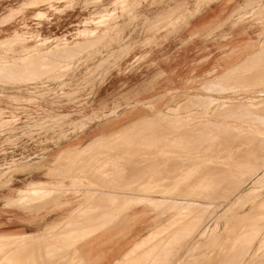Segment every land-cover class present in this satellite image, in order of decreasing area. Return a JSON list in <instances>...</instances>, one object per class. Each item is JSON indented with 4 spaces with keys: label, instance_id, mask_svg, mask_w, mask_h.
<instances>
[{
    "label": "rangeland",
    "instance_id": "374dc122",
    "mask_svg": "<svg viewBox=\"0 0 264 264\" xmlns=\"http://www.w3.org/2000/svg\"><path fill=\"white\" fill-rule=\"evenodd\" d=\"M90 1L94 0H0V41L14 31L39 32L43 37L26 43L27 50L19 41L0 46V182L42 163L64 141L77 142L88 129L109 125L133 102L119 100L118 90L127 84L119 85L112 96L109 81L135 74L142 78L152 71V78L143 79H149V91H166L168 98L151 106L146 99L137 100L153 115L127 126L114 120V128H123L111 133L116 137L112 140L173 142L168 147L100 148L99 137L89 143L88 153L74 155L72 169L98 176L96 184L81 176L72 181L79 189L67 188L77 193L88 188L93 193L112 189L142 194L129 201L120 216L136 217L129 228L148 226L115 264L206 262L204 249L218 232L225 243L214 264H264V109H248L260 104L264 108V0H231L235 8L231 21L199 40L213 38L210 42L219 54L245 62L212 68L207 75L195 64L185 76L163 68L162 61L174 52L169 45L183 44L189 22L220 0ZM20 5L25 7L22 12ZM232 29L250 37L238 51H232L227 41ZM217 31L225 34L215 37ZM212 104L216 105L211 110ZM122 150L130 157L147 154L152 162L106 161L108 154L123 156ZM137 173L144 178H132ZM9 184L5 181L0 187ZM36 192L29 198H39ZM141 205L152 211L129 210Z\"/></svg>",
    "mask_w": 264,
    "mask_h": 264
},
{
    "label": "crops",
    "instance_id": "0c3cea01",
    "mask_svg": "<svg viewBox=\"0 0 264 264\" xmlns=\"http://www.w3.org/2000/svg\"><path fill=\"white\" fill-rule=\"evenodd\" d=\"M232 6L233 2L231 0L217 1L211 4L203 13L191 20L189 26L186 27L183 33L185 37V40H183L184 43L169 45V50L174 52L168 54L169 58L167 60H158L159 62L162 61L163 68L169 69V74L173 75L178 73L179 75L181 74V76H185L187 69L196 64V67L198 68L197 71L207 75L211 72L212 68L219 69L229 66L232 63L231 66L234 67L237 63L241 64L245 62V60L240 62V59H237L238 56L236 59H229L219 54L217 47H214L210 42L213 38L208 42L199 41L203 39L204 35H209L215 29L217 30V26L231 21L235 13V8L233 9ZM229 24H231V22H229ZM224 34H218L217 31L215 37ZM242 34L243 33L240 29L231 30L227 41L229 40L228 42H231L232 51H238L241 48L240 46H243L246 40L249 41L250 37L248 38L246 35ZM253 37L254 39H252L250 43H254L255 35H253ZM227 41L224 42L226 43ZM177 45L183 46L185 49L178 51V49H176ZM158 51L155 52V55ZM177 51L179 53H177ZM147 63L145 64V67L149 66ZM153 74L154 72L150 71V73L147 74L148 76H143L142 78L140 75L135 74L118 79L113 77L109 81L108 84L111 85L112 96L117 93H114L113 91L119 89V85L125 83L127 84V88L125 90L124 88L118 90V93L121 94L119 100L122 102L125 100L133 101L131 102L132 107L121 111V114L118 116V119L121 120L123 126H127L146 115L152 114L144 105H137V100L143 98L153 105L157 104L159 101L160 104L168 98L166 96V91H162L160 94L155 93L156 89L149 91L151 83L149 82V79L145 81L143 79H145L144 77H151ZM148 94L152 95L148 96ZM144 95L146 96L143 97ZM114 120H112L109 125H104L102 127L96 126L95 128L92 127L88 129L81 140L77 142L76 140L64 141L59 147L60 150H57L54 155L45 158L46 160L42 163L29 166L21 174L16 173L10 178H5V181L10 182V184L7 187H0L1 264H76L74 262L79 261V258H76L75 255L81 258L80 261L82 260V262L79 261L77 264H115L123 257L126 251L137 242L138 237L144 234L147 226L143 227L137 224L132 228L128 227L129 221L133 220L134 216L130 217L125 214L120 216V213L124 212L125 208L129 206L128 202L132 199L135 200L142 197L141 193L128 194L113 191L112 189L105 190V192L99 191V193H93L92 191L94 190H89L88 188H84L81 192L77 193L75 190L79 189V183L76 184L72 181H77L78 178L80 179L81 176H84L81 177L83 180L96 182L99 177L96 175L86 176L82 171L72 170L73 164L76 163L77 160L74 155H71L70 157L62 155V157H60L61 163L59 161L57 166H53L55 160L59 157L58 155L62 154L64 151L77 146L83 147L89 144V142L91 143L95 141L96 135L103 136L120 131L123 126L114 128ZM106 126H109V130L107 131ZM95 132L98 134H95ZM107 140L108 141L104 140L105 142L101 141L103 146L101 145L100 148L124 147L132 149L147 146L168 147L169 144L173 142L169 139ZM116 151L118 150H115L114 152ZM126 152L127 151L124 150L121 151L123 156L108 154L109 156L107 157H110L107 160L109 161L108 163L113 165H126L130 160L131 163L152 162V156L147 154L130 157L126 155ZM123 169H125V166ZM48 170H51L52 172H49ZM115 172L116 174H120V172ZM140 177L141 175L137 173V177L134 176L132 178H144ZM4 182H0V184H3ZM69 186L76 189L70 191L69 188H67ZM35 188L40 192L39 198H34L31 199V201L28 200L21 203L20 201L22 199L20 198L22 197L24 199L25 197L33 196V192L36 191ZM88 198L89 201L86 200ZM100 203H102V206L99 205ZM130 211L137 213L142 211H152V209H145L143 205H141L132 207ZM134 220H136V217ZM58 224H60V226ZM91 225L92 227H90ZM52 226L55 227L53 228ZM96 226L99 229L104 227V229L96 232L84 241L76 243L80 236L89 234V231H91L92 228V230H96ZM48 227H52V229L50 228L51 230L49 231ZM81 227L86 228H84V230ZM46 231H48V235L46 234ZM44 236L46 237L43 239ZM37 238L41 239L42 242L38 241V243ZM32 241H34V245L36 243L37 246H34ZM5 243L9 244L6 245ZM26 243L28 244V247L25 246L27 245ZM59 243L62 245L61 248H59ZM71 246L74 247L75 250L72 248L74 252L72 251Z\"/></svg>",
    "mask_w": 264,
    "mask_h": 264
},
{
    "label": "bare ground",
    "instance_id": "6f19581e",
    "mask_svg": "<svg viewBox=\"0 0 264 264\" xmlns=\"http://www.w3.org/2000/svg\"><path fill=\"white\" fill-rule=\"evenodd\" d=\"M96 1L97 0H94V1H90V2H93V4H95L96 3ZM103 0H100V1H98L99 3L100 2H102ZM19 2V1H18ZM88 2V1H87ZM92 4V3H91ZM12 6V5H11ZM10 6V7H11ZM14 7V6H13ZM104 7V6H103ZM186 7V6H185ZM12 8V7H11ZM20 10H21V12L25 9V7H22V5H20V7H18ZM9 9V8H8ZM92 11V10H91ZM7 12V11H6ZM25 13V12H24ZM94 13V12H93ZM95 14V13H94ZM104 17H106V15H104V16H101L100 18H104ZM99 18V19H100ZM134 19V18H133ZM97 21V20H96ZM93 22H95V20L93 21ZM109 22V21H108ZM107 22V23H108ZM263 22V21H262ZM106 23V24H107ZM104 24V23H103ZM109 24V23H108ZM114 26V25H113ZM260 26V25H259ZM263 26V25H262ZM26 27V26H25ZM96 27H97V25H96ZM118 29H120V28H118ZM1 32H2V30H0ZM5 31V30H4ZM94 31H96V30H94ZM93 31V32H94ZM92 32V33H93ZM41 38H43L42 36H40L39 35V32H37V33H26L25 31H14V33L11 35V36H9V37H6V38H4L3 40H1L0 41V46H3V45H6V44H8V43H12V42H15V41H19V42H21L22 44H23V46H24V48H25V50H27V46L28 45H26V43H28L29 41H37V42H39V40L41 39ZM14 44V43H13ZM13 44H11V45H13ZM26 45V46H25ZM13 47V46H12ZM38 47V46H37ZM47 47V46H46ZM178 47V46H177ZM39 48V47H38ZM37 48V49H38ZM25 54V53H24ZM30 54V53H29ZM14 56V55H13ZM25 56V55H24ZM22 57V56H21ZM11 58V57H10ZM27 59V58H26ZM261 69V68H260ZM259 71V70H258ZM223 72V71H222ZM223 76V75H222ZM249 76V75H248ZM251 76V75H250ZM255 77V76H254ZM250 78V77H249ZM244 79V78H243ZM250 79H248V81H249ZM263 80V79H262ZM255 81H257V80H255ZM254 82V81H253ZM262 82V81H261ZM249 83V82H248ZM263 83V82H262ZM243 84V83H242ZM258 84H259V82H258ZM44 85V84H43ZM256 85V84H255ZM242 86V85H241ZM262 86H264V85H262ZM257 87V86H256ZM207 88V87H206ZM213 88V87H212ZM242 88V87H241ZM262 88V87H261ZM223 89V88H222ZM264 89V88H263ZM225 90V89H224ZM29 91V90H28ZM61 92V91H60ZM223 92V91H222ZM38 94V93H37ZM40 94V93H39ZM61 96V95H60ZM68 96V95H67ZM70 99V98H69ZM214 99V98H213ZM262 99V98H261ZM215 100V103H216V99H214ZM225 100V99H224ZM144 101H142V103H143ZM225 102V101H224ZM252 102H253V100H252ZM68 103V102H67ZM153 103V102H152ZM146 104H148V105H150V103H146ZM246 104V103H245ZM253 104H255V102L253 103ZM262 104H263V102H262ZM126 105V104H125ZM134 105V104H133ZM148 105H147V107H148ZM152 105V104H151ZM150 105V106H151ZM214 105H216V104H212V105H210L209 107L211 108V110H212V108L214 107ZM226 105V104H225ZM225 105H224V107H225ZM250 105V104H249ZM264 105V104H263ZM186 106H188V105H186ZM221 106H222V104H221ZM244 106H247V105H244ZM192 107V106H191ZM218 107V106H217ZM216 107V108H217ZM223 107V106H222ZM228 108H229V106H227ZM227 107H226V109H227ZM235 107V106H234ZM187 108V107H186ZM185 108V109H186ZM215 108V109H216ZM230 108H232V106H230ZM229 108V109H230ZM259 108H261V110H263L264 108L262 107V105L260 104V105H258V106H250V108H248V109H252V110H254L255 112H256V110L257 109H259ZM116 109H117V107H116ZM115 109V110H116ZM189 109H190V107H189ZM214 109V110H215ZM221 109V108H220ZM242 109V108H241ZM111 110V109H110ZM118 110V109H117ZM222 110V109H221ZM225 110V109H224ZM240 110V109H239ZM252 110H251V112H252ZM218 111V110H217ZM233 111V110H232ZM237 111V110H236ZM105 111H102V112H99L98 114H99V116H103ZM207 112V111H206ZM216 112V111H215ZM222 112H223V110H222ZM261 112V111H260ZM210 113V112H209ZM97 114V113H96ZM216 114V113H215ZM215 114H213V115H215ZM227 114H228V110H227ZM226 114V115H227ZM242 114V113H241ZM238 115H239V113H238ZM237 115V116H238ZM96 116V115H95ZM210 116V115H209ZM243 116V115H242ZM249 116V115H248ZM97 117H98V115H97ZM96 117V118H97ZM218 117V116H217ZM247 117V116H246ZM262 117H264V116H262ZM100 118V117H99ZM104 118V117H103ZM109 118V117H108ZM116 118V117H115ZM219 118V117H218ZM244 118V117H243ZM106 119V118H105ZM217 119V118H216ZM220 119V118H219ZM237 119H239L238 117H237ZM95 120V119H94ZM97 120L99 121V119L97 118ZM116 121H117V124H118V121H119V119L117 118V119H115ZM143 120V118L141 119V121ZM222 120V119H221ZM241 120V119H240ZM92 121H93V119H92ZM115 121V122H116ZM140 121V120H139ZM260 121V120H259ZM94 122V121H93ZM136 122V121H135ZM137 122H138V120H137ZM263 122H264V120H263ZM74 123V122H73ZM72 123V124H73ZM97 123V122H96ZM116 125V124H115ZM122 125V124H121ZM238 125V124H237ZM240 125V124H239ZM242 126H243V124H242ZM248 127V126H247ZM244 128V127H243ZM264 128V127H263ZM8 129V128H7ZM235 129V128H234ZM239 129H240V127H239ZM251 129V128H250ZM81 130V129H80ZM247 131V130H246ZM232 132H234L233 130H232ZM236 132V131H235ZM237 133V132H236ZM240 134V133H239ZM234 136H236V134L234 135ZM241 136V135H240ZM239 136V137H240ZM103 138L102 139V141H108L107 139H115L116 137H114V135H111V134H109V135H103V136H97V137H95V139H97V138ZM167 137V136H166ZM168 137H170V135H168ZM242 137V136H241ZM243 138V137H242ZM104 141V142H105ZM110 142V141H109ZM261 142H264V141H261ZM90 143V142H89ZM92 143V142H91ZM102 145V144H101ZM103 146V145H102ZM91 148H92V145H90V144H87V145H85V146H83V147H80V146H77V147H73V148H70L69 150H67V151H64L62 154H59L58 156L59 157H57V160H55V163L53 164V166L55 167V165H57L58 163H59V161H60V163H61V158L60 157H62V155H67L66 157H70L71 155H76V154H80V153H85V152H89L90 150H91ZM260 148H262V147H260ZM81 155H83V154H81ZM257 159H258V157H256ZM251 160V159H250ZM261 160V159H260ZM63 161V160H62ZM107 161V160H106ZM256 161V160H255ZM254 162V161H253ZM93 163V162H92ZM107 163V162H106ZM97 164V163H96ZM198 164V163H197ZM246 164H247V162H246ZM199 165V164H198ZM249 165V164H248ZM247 165V166H248ZM263 165V164H262ZM60 166H62V165H60ZM258 166V165H257ZM264 166V165H263ZM53 167V168H54ZM256 167V166H255ZM53 168H51V169H53ZM60 168V167H59ZM247 169V168H246ZM256 169V168H255ZM263 169V168H262ZM37 170V169H36ZM56 170V169H55ZM58 170V169H57ZM258 170H260V168H258ZM49 171V170H48ZM51 171V170H50ZM49 171V172H50ZM104 171V170H103ZM262 171H264V170H262ZM48 172V173H49ZM52 172V171H51ZM102 172V171H101ZM222 172V171H221ZM220 172V173H221ZM226 172V171H225ZM241 172V171H240ZM240 172H238V174H240ZM22 173V172H21ZM39 173V172H38ZM56 173V172H55ZM256 173V172H255ZM263 173V172H262ZM47 174V173H46ZM50 174V173H49ZM231 174V173H230ZM235 174V173H234ZM237 174V175H238ZM262 176V175H261ZM16 177V176H15ZM250 179V178H249ZM260 180V179H259ZM102 181V180H101ZM105 181V180H104ZM119 181H120V179H119ZM163 181V180H162ZM244 183H246V182H244ZM94 184H96L95 182H94ZM85 185V184H84ZM107 185H109V184H107ZM245 185V184H244ZM259 185V184H258ZM36 186V185H35ZM163 187V186H162ZM251 187H253V186H251ZM36 188H37V186H36ZM36 188H35V190H36ZM29 189V188H28ZM99 189H101V187L99 188ZM240 189V188H239ZM95 191V190H94ZM99 191V190H98ZM257 191V190H256ZM31 192H33V191H31ZM93 192V191H92ZM236 193V192H235ZM21 194V193H20ZM37 195V192L36 191H34L33 192V195ZM133 194V193H132ZM181 194V193H180ZM151 196V195H150ZM30 196H28V197H25L24 199L21 197H19L20 199H22L21 201H23V200H25V199H27V198H29ZM37 197H39V196H37ZM89 197V196H88ZM243 197H245V196H243ZM260 197H261V194L259 193V194H257L256 195V200H259L260 199ZM32 198V197H31ZM30 198V199H31ZM72 198V197H71ZM86 198H87V196H86ZM90 198V197H89ZM89 198L88 199H86L87 201H89ZM19 199V200H20ZM85 200V201H86ZM177 200V199H176ZM162 201V200H161ZM98 202V201H97ZM105 202V201H104ZM236 202V201H235ZM239 202V201H238ZM166 203V202H165ZM228 203H232V201H230V202H228ZM245 203V202H244ZM96 204V203H95ZM102 203H100L99 205H101ZM105 204V203H104ZM103 204V205H104ZM134 204V203H133ZM146 204V203H145ZM145 204H143V205H145ZM192 204V203H191ZM232 204H234V203H232ZM77 205V204H76ZM132 205V204H131ZM72 206V205H71ZM78 206V205H77ZM102 206V205H101ZM133 206V205H132ZM230 206V205H229ZM234 206V205H233ZM3 207V206H2ZM73 209V208H72ZM130 210V209H129ZM126 212H128L129 213V211H126ZM148 211H146L145 213H147ZM122 213V212H121ZM132 213V212H131ZM127 214V213H126ZM263 215V217H264V213L262 214ZM130 216H132V215H130ZM67 217V216H66ZM82 217V216H81ZM133 217V216H132ZM138 217H140V216H138ZM175 217V216H174ZM155 218V217H154ZM153 217H152V219H154ZM156 218H158V216H156ZM83 219V218H82ZM113 219V218H112ZM135 219V218H134ZM151 219V218H150ZM149 219V220H150ZM98 220V219H97ZM105 220H107V219H105ZM111 220V219H110ZM155 220V219H154ZM20 221V220H19ZM81 221V220H80ZM99 221H101V220H99ZM148 221V220H147ZM151 221V220H150ZM148 222V224H150V223H152V222ZM156 221V220H155ZM52 222V221H51ZM96 222V221H95ZM172 222V221H171ZM81 223H83V222H81ZM133 223V222H132ZM130 224V223H129ZM48 225V224H47ZM59 226H60V224H58ZM78 225H79V223H78ZM98 225H99V223H98ZM97 225V226H98ZM114 225V224H113ZM137 225V224H136ZM140 225H144V224H140ZM176 225V224H175ZM233 225V224H232ZM46 226V225H45ZM57 226V225H56ZM59 226H57V227H59ZM86 226V225H85ZM96 226V227H97ZM129 226H131V225H129ZM128 226V227H129ZM146 226H148V225H146ZM225 226H226V224H225ZM53 228L55 227V226H52ZM52 227H50L51 229H52ZM74 227V226H73ZM90 227H92V225L90 226ZM94 227H95V225H94ZM106 227V226H105ZM49 228V227H48ZM48 228H47V230H48ZM49 228V231L51 230ZM61 228V227H60ZM68 228V227H67ZM82 228V227H81ZM80 228V229H81ZM84 228H86V227H83L82 229H84ZM175 228V227H174ZM207 228H208V226H207ZM226 228V227H225ZM46 229V228H45ZM79 229V230H80ZM93 229V228H92ZM91 229V231H89L90 233L89 234H86L87 236H80L78 239H77V241H76V243L77 242H81V241H84L86 238H88V237H90L91 235H94L96 232H99L100 230H103L104 229V227H101L100 229L97 227L96 228V230H98V231H96V232H92V231H94V230H92ZM209 229V228H208ZM223 229V228H222ZM229 229V228H228ZM78 230V231H79ZM85 230V229H84ZM88 230H89V228H88ZM57 231V230H56ZM66 231V230H65ZM171 231V230H170ZM173 231V230H172ZM205 231V230H204ZM85 232H87V231H85ZM48 233V231H46V234ZM78 233H80V232H78ZM77 233V234H78ZM82 233H83V231H82ZM43 234V233H42ZM45 234V235H46ZM63 234V233H62ZM65 234V233H64ZM84 234V233H83ZM48 235V234H47ZM223 235L224 234H222L221 232H218L217 233V235L215 236V238L213 239V241L204 249V254H203V257H205V258H208V260L206 261V262H202V263H198V264H214L213 263V260H215L216 259V252L219 250V249H221V247H222V244H224L225 243V240L223 241ZM1 236V235H0ZM39 236V235H38ZM66 236H68V235H66ZM65 236V237H66ZM46 236H44L43 237V239L45 238ZM64 237V236H63ZM39 238H42V237H39ZM39 238H37L36 240H37V242L38 241H40V242H42L41 241V239H39ZM42 239V240H43ZM31 240V239H30ZM35 240V241H36ZM66 241V240H65ZM33 243V245H34V241H32ZM60 242V241H59ZM28 243V242H27ZM26 243V244H27ZM39 243V242H38ZM75 243V244H76ZM1 244H2V240H1ZM3 244H4V242H3ZM6 244V243H5ZM9 244V243H8ZM8 244H6V245H8ZM58 244V243H57ZM63 244V243H62ZM71 244V243H70ZM32 245V246H33ZM74 245V244H73ZM138 245V244H137ZM4 246V245H3ZM26 247H28V244L27 245H25ZM30 246V245H29ZM34 246H37L36 245V243H35V245ZM59 248H61V243H59ZM31 247V246H30ZM55 247V246H54ZM2 248V247H1ZM69 248V247H68ZM74 249V247L73 246H71V249ZM52 249V248H51ZM55 249V248H54ZM64 249H66V248H64ZM73 249H72V251H73ZM2 250V249H1ZM56 250H58V249H56ZM62 250H63V247H62ZM67 250V249H66ZM75 250V249H74ZM54 251V250H53ZM52 251V252H53ZM70 251V250H69ZM250 251V250H249ZM56 252V251H55ZM60 252V251H59ZM61 252H63V251H61ZM74 252V251H73ZM127 252V251H126ZM78 253V252H77ZM64 254V253H63ZM72 255V254H71ZM74 255H75V253H74ZM143 255V254H142ZM54 256V255H53ZM76 256V258H79V261H80V257L78 256L77 257V255H75ZM259 257V256H258ZM49 258H50V256H49ZM251 258V257H250ZM53 259V258H52ZM64 259V258H63ZM65 260V259H64ZM236 260V259H235ZM53 261V260H52ZM55 261V260H54ZM59 261H61V260H59ZM79 261H77V262H79ZM77 262L75 261L74 263H76L77 264ZM80 262H82V260L80 261ZM234 262V261H233ZM236 262V261H235ZM59 263V262H58ZM73 263V262H72ZM250 263V262H249ZM1 264V263H0ZM64 264V263H63ZM120 264V263H119ZM180 264H183V263H180Z\"/></svg>",
    "mask_w": 264,
    "mask_h": 264
}]
</instances>
